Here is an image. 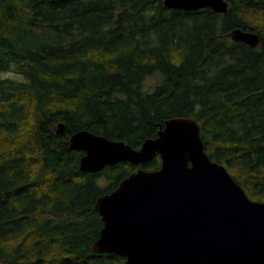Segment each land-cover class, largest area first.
<instances>
[{"label": "trees", "instance_id": "obj_1", "mask_svg": "<svg viewBox=\"0 0 264 264\" xmlns=\"http://www.w3.org/2000/svg\"><path fill=\"white\" fill-rule=\"evenodd\" d=\"M227 1L0 0V73L14 75L0 76V264H126L93 249L96 201L161 156L84 172L80 130L140 149L194 118L210 158L264 201V0ZM238 27L261 43L234 41Z\"/></svg>", "mask_w": 264, "mask_h": 264}, {"label": "water", "instance_id": "obj_2", "mask_svg": "<svg viewBox=\"0 0 264 264\" xmlns=\"http://www.w3.org/2000/svg\"><path fill=\"white\" fill-rule=\"evenodd\" d=\"M170 9L211 8L227 13V0H164ZM231 38L251 47L259 33L240 27ZM58 134H65L59 123ZM85 154L80 167L98 172L120 162L146 164L157 154V170L139 168L95 208L104 223L93 249L125 258L126 264H264V201L253 200L226 166L210 158L191 117L168 119L140 149L89 130L70 137Z\"/></svg>", "mask_w": 264, "mask_h": 264}, {"label": "rangeland", "instance_id": "obj_3", "mask_svg": "<svg viewBox=\"0 0 264 264\" xmlns=\"http://www.w3.org/2000/svg\"><path fill=\"white\" fill-rule=\"evenodd\" d=\"M0 76H14L13 73H0ZM150 82H153V80H150Z\"/></svg>", "mask_w": 264, "mask_h": 264}, {"label": "flooded vegetation", "instance_id": "obj_4", "mask_svg": "<svg viewBox=\"0 0 264 264\" xmlns=\"http://www.w3.org/2000/svg\"><path fill=\"white\" fill-rule=\"evenodd\" d=\"M98 253V252H97ZM100 254H102V253H100ZM110 254H112V253H110Z\"/></svg>", "mask_w": 264, "mask_h": 264}]
</instances>
